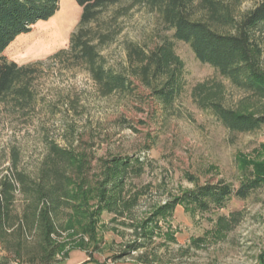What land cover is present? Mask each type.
<instances>
[{"label":"rangeland","instance_id":"obj_1","mask_svg":"<svg viewBox=\"0 0 264 264\" xmlns=\"http://www.w3.org/2000/svg\"><path fill=\"white\" fill-rule=\"evenodd\" d=\"M220 1L230 5L237 18L264 2ZM80 14L73 0H59L51 18L17 36L3 53L19 65H36L37 74L32 108L14 112L0 105V178L14 167L34 174L46 152L44 137L86 154L93 168L98 159L115 156L138 158L145 167L140 176L126 180L119 208L97 217H72L58 238V264H139V257L148 264H264V189L246 199L231 197L222 208L207 212L182 204L169 214L163 209L196 186L222 183L236 189L243 172L264 170V126L249 133L230 132L198 107L193 88L220 83L223 106L246 107L257 115H264V99L237 89L198 62L186 44L171 39L172 32L156 13L129 0L101 16L99 30L114 21L111 27L119 31L102 49L106 66L127 73V43L152 49L167 39L184 65L182 90L165 107L131 77L130 91L104 96L86 72L53 60L55 53L68 49ZM257 42L264 68V33ZM87 201L95 210L96 200L90 195ZM21 205L16 195L15 213ZM33 241L28 238L25 250L32 249ZM133 245L143 248L134 250ZM19 263L0 243V264Z\"/></svg>","mask_w":264,"mask_h":264},{"label":"trees","instance_id":"obj_2","mask_svg":"<svg viewBox=\"0 0 264 264\" xmlns=\"http://www.w3.org/2000/svg\"><path fill=\"white\" fill-rule=\"evenodd\" d=\"M73 1L81 8L77 30L70 36L68 49L55 53L54 61L86 72L104 96L130 91L133 77L165 107L178 98L184 65L175 54L172 41L162 40L152 49L127 43L129 71L113 70L106 66L101 52L119 31H113L114 21L105 23L103 30L98 27L103 22V13L123 0ZM129 1L156 13L161 24L172 32L171 39L186 44L198 62L212 67L237 89L264 99L262 51L257 42L258 35L264 33V2L237 18L231 6L220 0ZM58 8L59 0H0V105L14 112L32 108L37 66L19 65L3 53L17 36L29 32L37 22L51 18ZM113 18L116 20V16ZM192 91L198 107L211 113L230 132L249 133L264 126V115L246 107L223 106L220 83L212 88L201 83ZM43 144L46 152L34 174L14 167L9 176L0 178V243L3 251L13 254L16 263L25 260L26 264H58V238L72 217H97L119 208L126 180L144 172L145 162L138 158L98 159L93 168L84 153L77 154L49 137L43 138ZM242 176L236 189L219 183L185 191L163 207L164 214L179 204L200 212L220 209L231 197L246 199L254 191L264 189V170L243 172ZM16 195L22 200L18 213L14 212ZM90 195L96 200L93 211L87 204ZM29 237L34 244L32 249L25 250ZM131 248L138 250L143 246ZM136 260L148 264L140 257Z\"/></svg>","mask_w":264,"mask_h":264}]
</instances>
